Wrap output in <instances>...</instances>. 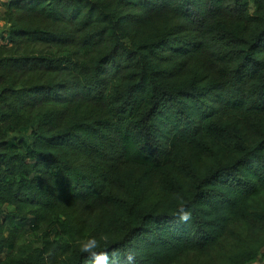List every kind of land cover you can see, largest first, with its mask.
<instances>
[{
  "label": "trees",
  "instance_id": "obj_1",
  "mask_svg": "<svg viewBox=\"0 0 264 264\" xmlns=\"http://www.w3.org/2000/svg\"><path fill=\"white\" fill-rule=\"evenodd\" d=\"M0 8V264H264V0Z\"/></svg>",
  "mask_w": 264,
  "mask_h": 264
},
{
  "label": "clouds",
  "instance_id": "obj_2",
  "mask_svg": "<svg viewBox=\"0 0 264 264\" xmlns=\"http://www.w3.org/2000/svg\"><path fill=\"white\" fill-rule=\"evenodd\" d=\"M189 212L185 211L184 209L180 210L179 217L182 221H186L189 219ZM98 246V242L95 238H89L88 240L84 241L81 245L82 250L85 252H93L94 249H96ZM129 260L132 259L131 256L128 257ZM107 260L106 255H97L95 257V264H105Z\"/></svg>",
  "mask_w": 264,
  "mask_h": 264
},
{
  "label": "rangeland",
  "instance_id": "obj_3",
  "mask_svg": "<svg viewBox=\"0 0 264 264\" xmlns=\"http://www.w3.org/2000/svg\"><path fill=\"white\" fill-rule=\"evenodd\" d=\"M15 136V135H14ZM32 222L30 221V222H28L26 225H25V227H24V230L26 231V236L27 237H31L32 236V234L34 233V231H36V229L32 226ZM254 264H262V261L261 260H259V261H257L256 263H254Z\"/></svg>",
  "mask_w": 264,
  "mask_h": 264
},
{
  "label": "crops",
  "instance_id": "obj_4",
  "mask_svg": "<svg viewBox=\"0 0 264 264\" xmlns=\"http://www.w3.org/2000/svg\"><path fill=\"white\" fill-rule=\"evenodd\" d=\"M3 12V9L0 8V14ZM4 23L0 20V26L2 27Z\"/></svg>",
  "mask_w": 264,
  "mask_h": 264
},
{
  "label": "built area",
  "instance_id": "obj_5",
  "mask_svg": "<svg viewBox=\"0 0 264 264\" xmlns=\"http://www.w3.org/2000/svg\"><path fill=\"white\" fill-rule=\"evenodd\" d=\"M6 0H0V3L5 2ZM0 44H3V42L0 40Z\"/></svg>",
  "mask_w": 264,
  "mask_h": 264
}]
</instances>
